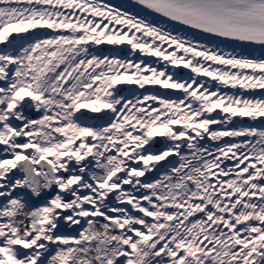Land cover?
<instances>
[{
	"label": "snow or ice",
	"instance_id": "snow-or-ice-1",
	"mask_svg": "<svg viewBox=\"0 0 264 264\" xmlns=\"http://www.w3.org/2000/svg\"><path fill=\"white\" fill-rule=\"evenodd\" d=\"M0 264H264V0H0Z\"/></svg>",
	"mask_w": 264,
	"mask_h": 264
}]
</instances>
